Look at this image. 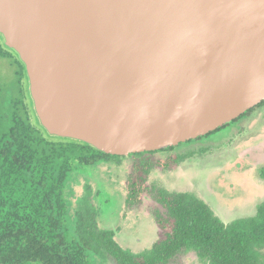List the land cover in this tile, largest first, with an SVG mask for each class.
<instances>
[{
  "label": "water",
  "instance_id": "1",
  "mask_svg": "<svg viewBox=\"0 0 264 264\" xmlns=\"http://www.w3.org/2000/svg\"><path fill=\"white\" fill-rule=\"evenodd\" d=\"M50 134L127 156L264 100V0H0Z\"/></svg>",
  "mask_w": 264,
  "mask_h": 264
},
{
  "label": "trees",
  "instance_id": "2",
  "mask_svg": "<svg viewBox=\"0 0 264 264\" xmlns=\"http://www.w3.org/2000/svg\"><path fill=\"white\" fill-rule=\"evenodd\" d=\"M0 55L7 56L1 49ZM16 66L15 92L7 103L0 102V264H171L190 251L207 264H264V199L254 215L226 223L195 194L148 184L153 167L174 166L184 157L169 154L155 160L154 153L209 135L222 137L223 127L186 143L127 155L134 161L126 177L125 205L140 204L145 192L157 204V238L150 248L135 252L119 244L113 229L99 226L92 186L86 181L78 196L72 186L80 169L119 164L126 156L76 139L47 138L43 126L34 123L19 56ZM239 145L230 167L261 166L264 177V135L250 136Z\"/></svg>",
  "mask_w": 264,
  "mask_h": 264
},
{
  "label": "rangeland",
  "instance_id": "3",
  "mask_svg": "<svg viewBox=\"0 0 264 264\" xmlns=\"http://www.w3.org/2000/svg\"><path fill=\"white\" fill-rule=\"evenodd\" d=\"M0 49L5 54L11 51L13 56L18 58L16 52L7 45L1 34ZM13 56L0 55V102L2 103H7L15 92L17 66ZM24 81L26 84V76ZM33 112L34 123L39 126L40 122L34 108ZM263 119L250 122L246 130H241V133L237 135L233 134L223 143H218L221 139L214 135L209 136L203 142L197 141L193 144L178 146L170 152L154 153L152 157L155 160H164L169 154H179L184 157L174 166L153 167L149 174L148 184L163 186L170 191L191 192L204 200L226 223L251 215L254 209L247 200L251 199V196L255 200L258 192H250L246 187L240 189L238 179L233 172L224 171V165L236 156L240 149V141L255 136ZM46 137L50 140L59 139V136L50 134H46ZM198 148L205 149L197 150ZM133 161V157L126 156L119 164L103 162L96 166L82 168L77 172L76 182L72 186L77 196L81 195L86 181L92 186L93 203L98 210L99 226L113 229L120 245L137 252L150 248L157 238V226L153 217V210L157 204L151 195L145 192L140 204L133 207L125 205L126 177ZM255 173L253 171V177ZM220 177L223 182L220 181ZM261 261L264 263V252ZM105 264H115V262L108 260ZM171 264H207V262L190 251Z\"/></svg>",
  "mask_w": 264,
  "mask_h": 264
},
{
  "label": "flooded vegetation",
  "instance_id": "4",
  "mask_svg": "<svg viewBox=\"0 0 264 264\" xmlns=\"http://www.w3.org/2000/svg\"><path fill=\"white\" fill-rule=\"evenodd\" d=\"M6 54H8L7 56H10V57L13 56L11 51L7 52ZM14 60L17 63V59L15 57H14ZM250 109H251V111H249L243 117H241L242 119L236 120V119H239V117L243 113L240 114L235 119L230 120V121H234L233 125H231V123H228L230 121H227L222 126H219V127H223V129L226 130V133L225 134L223 133L224 135L222 137L218 138V139H221V141L218 142V143H223L224 141H227L230 137H232L233 134L237 135V134L241 133V130H243V129L246 130L249 127L248 125H249L250 122H254V121L258 122L259 120H261V118H264V100L261 101L260 103H258L257 105H255L254 107L250 108ZM226 123H228V124L225 125ZM216 129H214V130H212L210 132H213ZM210 132H208V133H210ZM262 134L264 135V119L261 122L260 126L258 127V130H257V132H256L254 137L260 136ZM202 136H204V135H202ZM209 136H214V135H209ZM208 137H203V140L205 141ZM196 138H194V139H196ZM187 141H185V143ZM195 142H197V140L192 142V143H188V144H193ZM201 142H203V141H201ZM197 150H203V149L198 148ZM238 153L239 152L237 151V154L233 158L232 161L225 163L224 171L233 172L235 177L238 179V182H239V185H240V189H243V187H246V188H248L250 190V192H255V193L258 192L257 193L258 196L255 197V200H253L254 197H252V196H251V199L247 200V201L250 202V206L252 207V209H254V212L251 213V215H254L255 212H256V208H257L258 204L264 199V177H262V175H261V171H260L261 166L254 167L251 170H250V167H248L247 165L245 167L244 166L243 167L239 166L236 169L233 168V167H230V165L234 162V160L238 156ZM253 171L256 172L255 173V177L252 176ZM255 178H256V180H255ZM221 180H222V178L220 177V181ZM222 182H223V180H222ZM251 215H248V216H251Z\"/></svg>",
  "mask_w": 264,
  "mask_h": 264
}]
</instances>
